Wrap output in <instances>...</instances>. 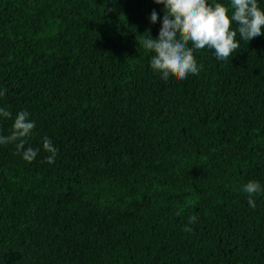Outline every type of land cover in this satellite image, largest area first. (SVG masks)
Instances as JSON below:
<instances>
[{
	"label": "trees",
	"instance_id": "16d2710c",
	"mask_svg": "<svg viewBox=\"0 0 264 264\" xmlns=\"http://www.w3.org/2000/svg\"><path fill=\"white\" fill-rule=\"evenodd\" d=\"M163 7L0 0V106L40 147L0 145V264H264V193L241 188L264 185V35L166 79L141 43Z\"/></svg>",
	"mask_w": 264,
	"mask_h": 264
},
{
	"label": "clouds",
	"instance_id": "9594fccd",
	"mask_svg": "<svg viewBox=\"0 0 264 264\" xmlns=\"http://www.w3.org/2000/svg\"><path fill=\"white\" fill-rule=\"evenodd\" d=\"M162 5L163 14L154 8L149 15L151 23L158 19V36L141 38L142 46L151 50L149 63L161 70L164 78L174 72L183 80L188 74H197L203 67L198 63L194 51L205 48L213 50L215 58L224 60L240 46V39L249 41L264 35V7L262 0H154ZM6 89L0 88V97ZM26 109L13 113L6 106H0V118L12 117V131L8 135L0 133V145L15 142L17 150L28 161L35 159L40 147L28 145L26 138L31 136L36 121L30 118ZM42 147L49 154L45 159L53 163L58 149L50 137H43ZM247 194V203L256 207L255 194L264 193V185L259 180H248L242 186ZM189 223L196 220L195 215L188 217Z\"/></svg>",
	"mask_w": 264,
	"mask_h": 264
}]
</instances>
